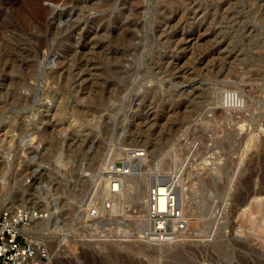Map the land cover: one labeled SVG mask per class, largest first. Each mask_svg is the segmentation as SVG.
Returning <instances> with one entry per match:
<instances>
[{"label": "rangeland", "instance_id": "374dc122", "mask_svg": "<svg viewBox=\"0 0 264 264\" xmlns=\"http://www.w3.org/2000/svg\"><path fill=\"white\" fill-rule=\"evenodd\" d=\"M26 103L73 129L85 165L145 149L121 194L130 232L71 244L84 264H264V0H0V128ZM174 170L190 225L143 241L137 193Z\"/></svg>", "mask_w": 264, "mask_h": 264}, {"label": "built area", "instance_id": "2783aa9c", "mask_svg": "<svg viewBox=\"0 0 264 264\" xmlns=\"http://www.w3.org/2000/svg\"><path fill=\"white\" fill-rule=\"evenodd\" d=\"M45 105L53 110L54 98H45ZM31 107L10 109L3 123L12 126L0 128V264H55L61 247L86 249L101 242L105 230L130 232V219L120 212L126 205L121 194L126 178L138 173L145 149L127 146L125 158L85 165L74 159L73 129L64 131L56 118L41 122ZM20 111L27 116L22 128L13 118ZM180 191V171L150 179L147 220L138 218L136 225L141 240L169 241L185 226ZM52 237L61 239L60 248L52 247Z\"/></svg>", "mask_w": 264, "mask_h": 264}, {"label": "bare ground", "instance_id": "6f19581e", "mask_svg": "<svg viewBox=\"0 0 264 264\" xmlns=\"http://www.w3.org/2000/svg\"><path fill=\"white\" fill-rule=\"evenodd\" d=\"M201 38V35L198 37V36H195L194 38H192V39H190V41H198L199 39ZM193 43V42H192ZM230 95V96H229ZM228 96H229V99H228V97H227V106H229V105H231L232 103H233V101L235 100V99H238V98H235L234 99V95L232 96V94H229ZM236 97V96H235ZM235 101H237V100H235ZM137 149H139V148H137ZM129 178V177H128ZM144 178V177H143ZM148 179V178H147ZM143 183V182H142ZM135 185V184H134ZM133 185V186H134ZM141 185V184H140ZM142 186V185H141ZM131 187V186H130ZM143 187V186H142ZM138 188V187H137ZM146 188L147 187H145L144 189L143 188H141L139 191H138V193L137 192H135V195H136V193L138 194L137 195V199L136 200H138V204L136 203V205H138V206H140V210L138 211V212H140L141 213V215H142V217H145V219H142V220H147V203H146V198H147V190H146ZM139 189V188H138ZM254 199H256V198H254ZM135 200V201H136ZM137 202V201H136ZM259 204H260V202L258 201V200H254L252 203H251V205H250V207H249V209L251 210V209H253V208H258L259 207ZM184 208V207H183ZM186 208H184V210H185ZM247 210V209H246ZM247 211H249V210H247ZM252 212V211H251ZM252 213H254V212H252ZM190 224H189V221L187 220V218H186V224H185V226L183 227V228H181L180 229V231L175 235V237H177V236H179V235H181L180 233H182L183 231V229H185V227L186 226H189ZM138 232H139V230H138ZM182 236V235H181ZM174 237V238H175ZM173 238V239H174ZM170 241V240H169ZM150 242V241H149ZM59 243H61V241L59 242ZM153 243H155V242H153ZM220 252H223L224 251V246L223 245H221V246H219L218 248H217ZM64 253H71L72 254V256L71 257H69V258H64V259H62V260H57L56 259V261H55V264H63V263H68V262H72V263H74V264H84L83 263V261L81 260V258H80V256L78 255V253H77V251H76V248L73 246V245H68L65 249H64ZM92 260H93V263H94V259L92 258V257H90ZM83 259V258H82ZM91 260V261H92ZM95 264V263H94Z\"/></svg>", "mask_w": 264, "mask_h": 264}]
</instances>
